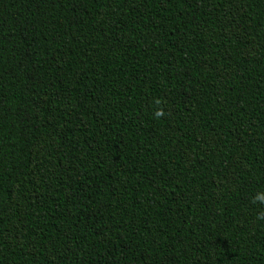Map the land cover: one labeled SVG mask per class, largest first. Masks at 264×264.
<instances>
[{
  "label": "trees",
  "instance_id": "trees-1",
  "mask_svg": "<svg viewBox=\"0 0 264 264\" xmlns=\"http://www.w3.org/2000/svg\"><path fill=\"white\" fill-rule=\"evenodd\" d=\"M257 196L264 0H0V264H264Z\"/></svg>",
  "mask_w": 264,
  "mask_h": 264
},
{
  "label": "clouds",
  "instance_id": "clouds-1",
  "mask_svg": "<svg viewBox=\"0 0 264 264\" xmlns=\"http://www.w3.org/2000/svg\"><path fill=\"white\" fill-rule=\"evenodd\" d=\"M156 104H161L162 101L160 99H157L155 101ZM165 115L164 113V110L162 108H160L159 110H157L155 112V118H161ZM256 200L260 201V202H264V196H257L256 197ZM258 219H261V220H264V212H261L259 215H258Z\"/></svg>",
  "mask_w": 264,
  "mask_h": 264
}]
</instances>
